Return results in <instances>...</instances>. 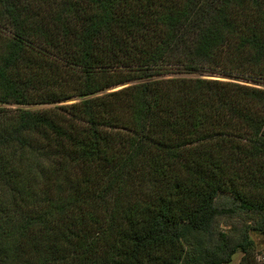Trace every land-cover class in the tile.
<instances>
[{"label":"trees","instance_id":"1","mask_svg":"<svg viewBox=\"0 0 264 264\" xmlns=\"http://www.w3.org/2000/svg\"><path fill=\"white\" fill-rule=\"evenodd\" d=\"M253 78L264 0H0V264H251Z\"/></svg>","mask_w":264,"mask_h":264},{"label":"rangeland","instance_id":"2","mask_svg":"<svg viewBox=\"0 0 264 264\" xmlns=\"http://www.w3.org/2000/svg\"><path fill=\"white\" fill-rule=\"evenodd\" d=\"M169 77L173 76V72H170ZM197 77H200L202 79H211V80H221V81H228V79L223 78L219 75L216 74H211V73H201V74H196ZM234 82H238L242 85L250 86L253 88L257 89H264V82H260L259 80H255L253 78L252 81H246V80H234ZM260 82V83H259ZM129 85V84H128ZM126 85H120V86H114L106 89V92H113L116 91L122 87H125ZM77 102V99H68L62 102L57 103L56 105H67V104H72ZM49 106V105H47ZM52 106V105H51ZM6 108H13L14 106L7 105ZM28 108V107H26ZM32 109H35L36 106L31 107ZM226 200V195H221V198L217 200L218 203H227ZM246 225H253V220L248 218L246 215H237V216H224L219 218L218 220V226L215 229V233L217 234L218 232L222 233H227L228 235H239L242 232V229ZM250 240L253 243L252 246V252H251V259L252 261L250 262L251 264H264V233L260 231H250L249 232ZM243 258V253L242 252H236L229 264H241Z\"/></svg>","mask_w":264,"mask_h":264}]
</instances>
